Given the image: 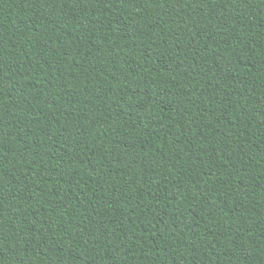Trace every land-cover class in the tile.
I'll list each match as a JSON object with an SVG mask.
<instances>
[{"label":"trees","instance_id":"1","mask_svg":"<svg viewBox=\"0 0 264 264\" xmlns=\"http://www.w3.org/2000/svg\"><path fill=\"white\" fill-rule=\"evenodd\" d=\"M0 264H264V0H0Z\"/></svg>","mask_w":264,"mask_h":264}]
</instances>
